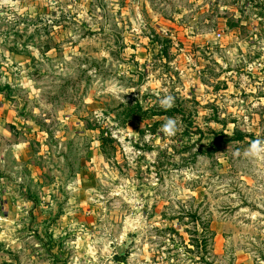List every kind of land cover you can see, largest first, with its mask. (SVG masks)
Segmentation results:
<instances>
[{
    "label": "rangeland",
    "instance_id": "374dc122",
    "mask_svg": "<svg viewBox=\"0 0 264 264\" xmlns=\"http://www.w3.org/2000/svg\"><path fill=\"white\" fill-rule=\"evenodd\" d=\"M257 137L264 0H0V264H264Z\"/></svg>",
    "mask_w": 264,
    "mask_h": 264
},
{
    "label": "clouds",
    "instance_id": "9594fccd",
    "mask_svg": "<svg viewBox=\"0 0 264 264\" xmlns=\"http://www.w3.org/2000/svg\"><path fill=\"white\" fill-rule=\"evenodd\" d=\"M162 106L170 107L171 97L162 101ZM162 131L166 135H173L175 132V121L172 119H169L168 121H166L165 124L162 126ZM245 153L246 155L257 158V159L264 157V139L257 137L256 139L252 140Z\"/></svg>",
    "mask_w": 264,
    "mask_h": 264
},
{
    "label": "trees",
    "instance_id": "16d2710c",
    "mask_svg": "<svg viewBox=\"0 0 264 264\" xmlns=\"http://www.w3.org/2000/svg\"><path fill=\"white\" fill-rule=\"evenodd\" d=\"M163 35L161 34H156V36H154V39L152 40V44H153V48L158 46H163ZM161 51V50H160ZM243 138V136H234L231 138H228L225 142H233V141H240ZM206 246V245H205ZM204 246V247H205ZM119 259H123V257H118Z\"/></svg>",
    "mask_w": 264,
    "mask_h": 264
},
{
    "label": "built area",
    "instance_id": "2783aa9c",
    "mask_svg": "<svg viewBox=\"0 0 264 264\" xmlns=\"http://www.w3.org/2000/svg\"><path fill=\"white\" fill-rule=\"evenodd\" d=\"M118 257H123L122 261L125 259L124 256H118V255L115 256V259L117 258V260H121V259H119Z\"/></svg>",
    "mask_w": 264,
    "mask_h": 264
}]
</instances>
